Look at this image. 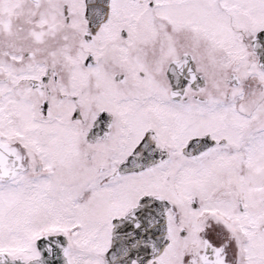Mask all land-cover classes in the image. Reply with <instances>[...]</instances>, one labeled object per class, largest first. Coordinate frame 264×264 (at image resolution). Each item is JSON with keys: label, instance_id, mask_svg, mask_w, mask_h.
<instances>
[{"label": "snow or ice", "instance_id": "1", "mask_svg": "<svg viewBox=\"0 0 264 264\" xmlns=\"http://www.w3.org/2000/svg\"><path fill=\"white\" fill-rule=\"evenodd\" d=\"M0 264H264V0H0Z\"/></svg>", "mask_w": 264, "mask_h": 264}]
</instances>
